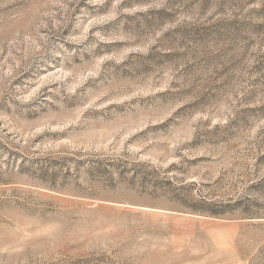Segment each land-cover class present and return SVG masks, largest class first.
I'll use <instances>...</instances> for the list:
<instances>
[{"label": "rangeland", "instance_id": "obj_1", "mask_svg": "<svg viewBox=\"0 0 264 264\" xmlns=\"http://www.w3.org/2000/svg\"><path fill=\"white\" fill-rule=\"evenodd\" d=\"M0 264H264V0H0Z\"/></svg>", "mask_w": 264, "mask_h": 264}]
</instances>
